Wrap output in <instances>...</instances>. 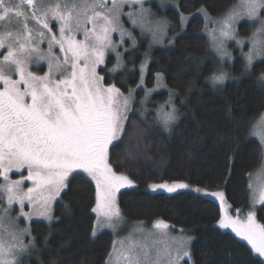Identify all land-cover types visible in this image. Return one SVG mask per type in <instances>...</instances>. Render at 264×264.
<instances>
[{"label": "snow or ice", "instance_id": "6c2138e0", "mask_svg": "<svg viewBox=\"0 0 264 264\" xmlns=\"http://www.w3.org/2000/svg\"><path fill=\"white\" fill-rule=\"evenodd\" d=\"M125 5L136 6L135 11L127 13L133 29L139 27L141 34L150 33L153 40L165 35L167 21L154 20L145 0H111L110 7L108 0H0V50L6 49V54L0 52V264H24L34 238L25 242L30 230L19 227V218L30 221L35 215L50 221L52 202L70 187L74 173L86 174L95 184L92 212L97 220L93 236L103 227L115 230L123 220L117 193L131 187L133 181L113 169L109 146L125 133L134 90L129 89L125 95L115 83L105 86L98 66L107 63L109 52L114 53L116 64L108 71L115 74L125 67L124 53L119 49L127 40L136 47L133 31L122 21ZM200 11L208 21L206 10ZM243 17L255 25L247 40L238 38L235 26ZM180 20L183 24L185 17L181 15ZM51 21L58 24L59 36L53 33ZM209 23L214 26L209 28ZM205 29L219 64L234 59L228 41H235L241 50L245 70L257 59L264 60V0H240L222 20L206 22ZM81 32L83 39H78ZM113 33L119 34V43L114 41ZM46 38L47 52L40 48ZM56 46L58 54L54 52ZM245 47L247 52L243 51ZM34 60L46 62L47 72L38 75L30 70ZM146 66L145 60L140 66L141 84ZM156 78L159 86L160 73ZM227 79L228 73L219 67L209 77L214 86ZM260 80L264 82V74ZM151 91L145 92V98ZM171 99L170 93V105ZM157 119L166 131H171L177 120L175 106L168 111L160 106ZM250 136L257 137L264 146V112L257 114ZM12 172L19 178L12 179ZM26 181L31 186L25 190ZM151 187L175 192L189 186L174 183ZM249 189L252 203L246 218L227 213L222 192L211 195L221 201L218 227L231 230L250 246V255L260 258L253 264H264V224L256 217V205H264V151L255 187L250 180ZM25 204L32 211L25 212ZM13 205L19 206L15 217ZM152 227L155 232L147 237L157 239L149 243L147 237L137 240L130 233L126 240L119 241L118 250L114 244L116 255L110 253L106 264H194L192 237L183 230L179 236H172L170 226L162 220ZM135 231L143 232V225Z\"/></svg>", "mask_w": 264, "mask_h": 264}, {"label": "trees", "instance_id": "16d2710c", "mask_svg": "<svg viewBox=\"0 0 264 264\" xmlns=\"http://www.w3.org/2000/svg\"><path fill=\"white\" fill-rule=\"evenodd\" d=\"M235 2L149 0L152 13L171 24L168 43H150L123 20L133 31L136 47L129 50L127 43L129 51L124 52L122 60L125 67L117 73L108 71L115 65L113 56L98 70L105 77V86L115 83L128 93L138 84L139 68L146 60V85H153L160 73L169 90L155 94L148 107L133 106L125 121V133L109 150V162L118 174L127 175L137 185L118 195L124 219L130 223L162 220L186 231L192 237L194 264H253V260H260L250 255V247L231 232L217 228L220 208L214 200L191 191H144L149 184L184 182L222 191L234 210L249 205V174L260 167L262 152L249 130L257 114L264 112V84L260 80L264 60L246 71L234 49V63L225 66L228 79L214 86L209 77L218 67H224L211 51L204 33L205 15L200 11L205 9L207 16L217 18ZM181 15L185 17L183 24ZM238 31L247 37L251 28L240 23ZM170 93L174 94L177 120L166 132L157 123L155 110ZM73 177L70 187L53 204L54 221L29 223L34 246L26 264H106L114 238L108 232L92 235L95 186L82 174ZM256 217L264 224V205L257 208Z\"/></svg>", "mask_w": 264, "mask_h": 264}, {"label": "rangeland", "instance_id": "374dc122", "mask_svg": "<svg viewBox=\"0 0 264 264\" xmlns=\"http://www.w3.org/2000/svg\"><path fill=\"white\" fill-rule=\"evenodd\" d=\"M164 1H165V0H164ZM168 1H169V0H168ZM152 3H154V1H153V2L150 1V4H152ZM239 3H240V0H236V2L233 4V6H231V7H230V8H229V9H228L223 15H221V16H219V17H217V18H213V17H209V16H207L208 21H219V20H222V19L224 18V16L229 12V10H231L234 6L238 5ZM108 4H109V7H110V6H111V0H108ZM150 4H149V0H145V7H146V8H149V9H150ZM159 4L162 6L161 3H159ZM135 10H136V6H131V7H130V6H128V5H125V6H124V9H123L124 14L122 15V21H123V20H126V22H127L131 27H132V25H131L130 22H128V16H127V13L130 12V11H135ZM150 12L152 13V10H151V9H150ZM152 18H153L154 20H165V19H160V18H158V17L155 16L153 13H152ZM204 19H205V21H206L205 16H204ZM208 21H206V22H208ZM206 22H205V24H206ZM167 23H168V27H167V29H166V33H165V35H164L163 37L158 38V39H156V40H153V38H152V36H151L150 33H148V32H144L143 35H145V36L149 39L150 43H152V44H154V45H156V46H160V45L163 46L164 43H165V44L168 43V39H169V38H168V32H169V30L172 29L171 24H170L168 21H167ZM240 23H246V24H249V26H250V28H251V31H250L249 35H251V32H252V30H254L255 25L253 24L252 21L248 20L246 17H243V18L239 19V20L236 22V25H235V26H236V31H237V36H238V38H240V39H244V40H247V37H248L249 35H248L247 37H244V36L241 35L240 32L238 31V26L240 25ZM213 26H214L213 24L209 23V28H211V27H213ZM124 27H125V28H128V27L126 26L125 23H124ZM128 29H129V28H128ZM134 30H136V31H138L139 33H141V29H140L139 27H136ZM204 33H205V35H206V37H207V39H208V41H209V37H208V35H207V32H206V29H205V28H204ZM77 38H78V39H83L82 32L77 34ZM113 38H114V41H115L116 43H119V42H120V37H119V34H118V33H113ZM125 39L127 40V38H125ZM127 43H130V47H129L130 49H129V50H133V49H134V48L131 46V41H130V40H127V42L123 45V47H121V48L119 49L121 52L124 53V49L127 48ZM227 43H228V50H229L230 52L233 53V50L236 49V50L238 51L240 57L242 58L244 64H245L246 61L243 59V57H242V55H241V50H240L238 47H236V45H235V41H228ZM209 44H210V42H209ZM210 48H211L212 53L216 56V53L213 51L211 45H210ZM129 50H128V51H129ZM247 50H248L247 47H245V48L243 49L244 52H247ZM109 56H113V57H114V59H115V64H116V57H115V54L109 52V53H108V57H109ZM216 58H217V60L219 61V57L216 56ZM144 61H145V60H144ZM260 61H262V60L257 59L256 61H254L253 65L256 64V63H258V62H260ZM34 62H35V63H34V72H35L36 74H38V75H43L45 72H47L48 68H47V63H46V62H44V61L36 62L35 60H34ZM233 63H234V59H233L232 61H230V62H225V63L219 64V65H220L221 67H224V71L226 72L227 69H226L225 66H226V65H227V66H231ZM42 65L45 66V68H43ZM105 66H106V64L99 65V66H98V70L101 69V68H104ZM111 68H113V67H111ZM139 70H140V68H139ZM249 70H250V68L247 69L246 71H249ZM146 73H147V68L145 69L144 74H143V76H144V82H143V84H141V80H139L138 84H137L134 88H132V90H134V91H133V93H132L131 109H130V111L132 110L133 106L136 105V104H137L139 107H148V106H150V104H148V102H150L151 98H152L155 94L160 93V92H163V91H166V92L169 91V90L166 88L165 84L163 83V81H162V76H161V75H160V76H161V79H160L159 86H158V84H157V78H156L155 83H154L153 85H151V86H147L146 83H145V80H146ZM98 74H99V73H98ZM140 75H141V74H140ZM262 83L264 84V82H262ZM138 85H140V86L138 87ZM147 90H153V91H151L150 95H149L147 98H145V92H146ZM139 92H141V93L139 94L140 96L138 97V93H139ZM124 94L127 95L128 93H124ZM174 99H175V98H174V94L172 93L171 105L168 103L169 99H168L165 103L157 104V107H156V110H155V113H156L155 115H156V120H157V123H158V124H159L160 122H159V120L157 119V112H158V110L160 109V106L163 105L164 110H165V111H168V110H170L171 106L174 105V103H173V102H174ZM142 101H143V103H141ZM130 111H128V112L126 113V115H128V114L130 113ZM145 113H146V112H145ZM254 122H255V120L252 122V125L250 126L249 135H250V132H251V130H252V126H253V123H254ZM159 125H160V128H161L162 130H165L161 124H159ZM165 131H166V130H165ZM166 132H168V131H166ZM250 137L256 139V140L260 143V141H259V139H258L257 137H255V136H250ZM118 140H119V139L114 140L113 143H112V145H114ZM112 145L109 146V150H110V148H111ZM260 145H261V144H260ZM261 147H262V151H264V146H261ZM24 172H25V171H24ZM10 174H11V173H10ZM10 174H9V175H10ZM24 174L26 175L27 172H25ZM74 174H75V173H74ZM79 174L84 175L88 180L91 181V179H90L89 177H87L86 174H84V173H79ZM10 177H11L12 179H18V178H19V174H17V175L14 174L13 176L10 175ZM250 180H251V182L253 183V185H254V187H255V183H256V180H257V171H255V172L252 174ZM250 180H249V183H250ZM0 182H2V178H0ZM91 182H92V181H91ZM92 183L94 184V182H92ZM174 183H184V182L155 183V184H169V185H171V184H174ZM184 184H187V183H184ZM151 185H153V184H149V185H147V186L145 187V190H144V191L151 192V193L162 192V193H165V194H175V193L182 192V191H191V192H194V193H196V194H200L201 196H204V197H206V198H210V199L214 200L217 204H219L220 215H221V201H220L219 199H217L216 196L211 195V193L222 192V191H219V190H217V191L204 190V189H202V188L193 187V186H190V185L187 184V185L189 186L188 188H178L175 192H168V191H166V190L163 189V188H157L156 190H153L152 187H151ZM28 186H31V182L26 181V182H25V190H26V188H27ZM94 186H95V184H94ZM136 188H137V185H136V183L133 182V184H132L131 187H126V188H122V189H120V191L117 193V198H118V195H119L120 192H122V191H124V190L136 189ZM196 189H199V191H196ZM222 193H223V192H222ZM223 195H224V194H223ZM57 200H58V199H57ZM57 200H55V201L52 202V210H51L52 219H51L50 221L47 220V219H44V218H42V217H37V216H35V215H33L32 219H31L30 221H26V220H24V218L21 216V217L19 218V219H20L19 227H20V228H21V227H22V228H25V227L29 228V223H30L31 221H39V222L48 223V224H49V223H52V222L54 221V219H53V204H54ZM251 203H252V192H251V190H250V200H249V205H248L247 209H244V210H240V209H239V210H234V209H232V208L226 203V201H225V199H224V207H225L227 213H228L229 215L233 216L234 218H235L237 215H239L241 218H246L247 213H248V211H249L250 208H251ZM259 206H261V205H260V204H257V205H256V211H257V208H258ZM94 207H95V206H94ZM13 208L15 209V211H14V213H13V216L15 217L16 215L19 214V206H18V205H13ZM24 211H25V212H30V211H32V209H30V208L28 207V205L25 204ZM93 213H94V212H93ZM121 213H122V212H121ZM94 216H95V224H96L97 217H96V214H95V213H94ZM122 216H123V214H122ZM155 222H156V221H153V222H151V223H144V222L130 223V222L126 221V220L124 219V217H123L122 222L116 227L115 230L112 229V228H109V227H103V228L97 230L96 235H98V234H100V233H102V232H108V233H111V234L113 235L114 242H113V246H112V249H111V252H110V253L113 255V257H115V255H116V251H114V244H115V249L118 250L119 247H120V245H119V241H121V240H126V238L129 236L130 233H131V234H132L137 240L144 239L145 237H147V234H148L149 232H155V229H153V227H152L153 224H154ZM95 224H94V225H95ZM139 225H143V232L135 231V229H136L137 226H139ZM168 225H169V224H168ZM169 226H170V225H169ZM216 226H217V228H219V227H218V223L216 224ZM219 229H220V228H219ZM29 230H30V228H29ZM220 230L231 232V230H229V229H220ZM183 233H184L185 235H187V236H190V235H189L186 231H184V230H183ZM231 233H232V232H231ZM170 234H171L172 236H179V235L181 234V230H176V229H174V228H172V227L170 226ZM232 234L235 236L234 233H232ZM96 235H95V236H96ZM190 237H191V236H190ZM157 238H158V237H147V240H148L149 243H151L152 240L157 239ZM237 238H238V237H237ZM24 239H25V242H26V243H27L29 240H31V239H30V236H26ZM238 239H239V238H238ZM239 240H240V239H239ZM191 242H192V240H191ZM241 242H244L245 244H247L245 241H242V240H241ZM190 245H191V244H190ZM249 247H250V246H249ZM108 260H109V257H108ZM108 260H107V261H108ZM24 264H26V261L24 262ZM182 264H184V262H182Z\"/></svg>", "mask_w": 264, "mask_h": 264}, {"label": "flooded vegetation", "instance_id": "af4514ba", "mask_svg": "<svg viewBox=\"0 0 264 264\" xmlns=\"http://www.w3.org/2000/svg\"><path fill=\"white\" fill-rule=\"evenodd\" d=\"M40 2V0H37V3H39ZM51 2H55V0H51ZM30 11V10H29ZM29 23H30V25L33 23V22H31V21H29ZM51 23H52V25L55 27V29H52L53 30V33H55L57 36H59V32H58V24L55 22V21H51ZM49 38H50V34H49ZM40 48L42 49V50H44L45 52H47V48H48V38H46L44 41H43V43H41L40 44ZM0 52H3V53H5L6 54V49H4V50H0ZM54 52L55 53H59V47L58 46H56V47H54ZM3 57H2V55H0V59H2ZM34 61L32 62V64H31V66H30V70H32V71H34ZM43 66V65H42ZM43 68H45V66H43ZM0 87H2V86H0ZM25 172H26V170H25ZM24 172V173H25ZM14 174H16L17 175V173H15V172H12L10 175L11 176H13Z\"/></svg>", "mask_w": 264, "mask_h": 264}]
</instances>
